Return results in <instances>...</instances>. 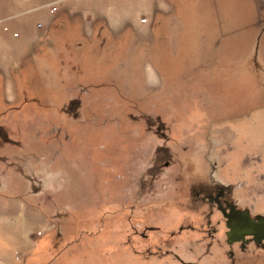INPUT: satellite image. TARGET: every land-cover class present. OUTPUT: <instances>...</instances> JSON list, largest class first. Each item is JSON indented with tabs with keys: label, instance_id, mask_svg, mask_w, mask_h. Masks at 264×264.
Returning a JSON list of instances; mask_svg holds the SVG:
<instances>
[{
	"label": "rangeland",
	"instance_id": "1",
	"mask_svg": "<svg viewBox=\"0 0 264 264\" xmlns=\"http://www.w3.org/2000/svg\"><path fill=\"white\" fill-rule=\"evenodd\" d=\"M264 0H0V264H264Z\"/></svg>",
	"mask_w": 264,
	"mask_h": 264
},
{
	"label": "water",
	"instance_id": "2",
	"mask_svg": "<svg viewBox=\"0 0 264 264\" xmlns=\"http://www.w3.org/2000/svg\"><path fill=\"white\" fill-rule=\"evenodd\" d=\"M227 242H246L253 240L264 243V216L256 214L251 216L248 209H235L232 205L226 215ZM264 248V244H263Z\"/></svg>",
	"mask_w": 264,
	"mask_h": 264
},
{
	"label": "flooded vegetation",
	"instance_id": "3",
	"mask_svg": "<svg viewBox=\"0 0 264 264\" xmlns=\"http://www.w3.org/2000/svg\"><path fill=\"white\" fill-rule=\"evenodd\" d=\"M213 174L209 176L208 178V184L215 189L214 194H208L207 195V199L211 204H215V206L222 212V214L225 216L227 213H229L230 211V206L232 205L235 209H237L234 205L233 202L229 201L228 198H226V194L228 191V186H224L222 184H220L219 182H216L213 179ZM241 210V209H240ZM226 218V216H225ZM227 232V231H226ZM225 232V235H226ZM226 242H227V237H226ZM239 242L240 243V248L244 249L246 247L247 244L252 243L255 244L257 246H260L261 248H263V242L261 243H256L253 240H248L246 242H242V241H234L232 243H228V245L231 246V244Z\"/></svg>",
	"mask_w": 264,
	"mask_h": 264
},
{
	"label": "bare ground",
	"instance_id": "4",
	"mask_svg": "<svg viewBox=\"0 0 264 264\" xmlns=\"http://www.w3.org/2000/svg\"><path fill=\"white\" fill-rule=\"evenodd\" d=\"M252 216V215H251ZM264 249V248H263Z\"/></svg>",
	"mask_w": 264,
	"mask_h": 264
}]
</instances>
